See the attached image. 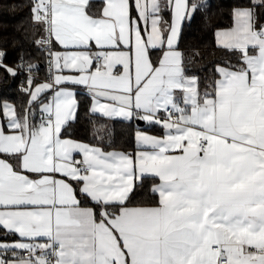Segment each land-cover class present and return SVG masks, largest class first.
Wrapping results in <instances>:
<instances>
[{
  "label": "snow or ice",
  "instance_id": "1",
  "mask_svg": "<svg viewBox=\"0 0 264 264\" xmlns=\"http://www.w3.org/2000/svg\"><path fill=\"white\" fill-rule=\"evenodd\" d=\"M0 264H264V0L0 5Z\"/></svg>",
  "mask_w": 264,
  "mask_h": 264
},
{
  "label": "trees",
  "instance_id": "2",
  "mask_svg": "<svg viewBox=\"0 0 264 264\" xmlns=\"http://www.w3.org/2000/svg\"><path fill=\"white\" fill-rule=\"evenodd\" d=\"M6 2H9V0H0V5H3ZM10 59H11V57H10ZM11 87H12V89H15L16 85L12 84ZM9 95L10 96H14L15 93L14 92H10ZM116 131H117V138L119 139L120 138V134H121V126L119 124L116 126ZM77 133L78 134H83L84 133V122L83 121H81V123L77 125Z\"/></svg>",
  "mask_w": 264,
  "mask_h": 264
}]
</instances>
